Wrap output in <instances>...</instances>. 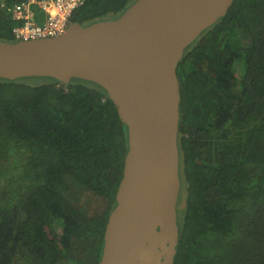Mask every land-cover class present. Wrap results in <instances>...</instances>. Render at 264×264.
Instances as JSON below:
<instances>
[{
  "label": "trees",
  "instance_id": "trees-1",
  "mask_svg": "<svg viewBox=\"0 0 264 264\" xmlns=\"http://www.w3.org/2000/svg\"><path fill=\"white\" fill-rule=\"evenodd\" d=\"M0 0V39L20 23ZM134 0H85L76 25ZM38 8L32 5V9ZM179 248L173 264H264V0H230L176 68ZM127 126L96 82L0 78V264H98Z\"/></svg>",
  "mask_w": 264,
  "mask_h": 264
},
{
  "label": "water",
  "instance_id": "water-1",
  "mask_svg": "<svg viewBox=\"0 0 264 264\" xmlns=\"http://www.w3.org/2000/svg\"><path fill=\"white\" fill-rule=\"evenodd\" d=\"M230 0H134L117 17L71 23L56 37L0 39V78H73L117 102L128 149L98 264H173L179 248L181 130L176 68Z\"/></svg>",
  "mask_w": 264,
  "mask_h": 264
},
{
  "label": "built area",
  "instance_id": "built-area-1",
  "mask_svg": "<svg viewBox=\"0 0 264 264\" xmlns=\"http://www.w3.org/2000/svg\"><path fill=\"white\" fill-rule=\"evenodd\" d=\"M85 0H23L14 4L10 13L20 20L12 28V36L16 41L51 38L61 35L70 24L74 11ZM32 5L43 12L44 17L39 21Z\"/></svg>",
  "mask_w": 264,
  "mask_h": 264
},
{
  "label": "crops",
  "instance_id": "crops-1",
  "mask_svg": "<svg viewBox=\"0 0 264 264\" xmlns=\"http://www.w3.org/2000/svg\"><path fill=\"white\" fill-rule=\"evenodd\" d=\"M35 14H36V17L39 21H42L43 17H44V14L43 12H41L38 8H36L35 10Z\"/></svg>",
  "mask_w": 264,
  "mask_h": 264
},
{
  "label": "clouds",
  "instance_id": "clouds-1",
  "mask_svg": "<svg viewBox=\"0 0 264 264\" xmlns=\"http://www.w3.org/2000/svg\"><path fill=\"white\" fill-rule=\"evenodd\" d=\"M71 23H72V22H70V24H71ZM70 24H69V25H70ZM69 25H68V26H69ZM67 28H68V27H67ZM65 31H66V30H65ZM58 36H59V35H58ZM55 37H56V36H55ZM51 38H52V37H51ZM14 41H16V40H14Z\"/></svg>",
  "mask_w": 264,
  "mask_h": 264
}]
</instances>
